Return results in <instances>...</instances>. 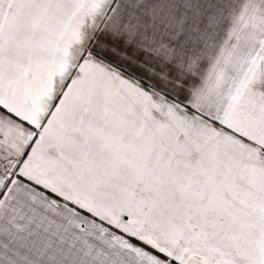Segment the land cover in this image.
I'll use <instances>...</instances> for the list:
<instances>
[{"label": "snow or ice", "instance_id": "obj_1", "mask_svg": "<svg viewBox=\"0 0 264 264\" xmlns=\"http://www.w3.org/2000/svg\"><path fill=\"white\" fill-rule=\"evenodd\" d=\"M0 264H264V0H0Z\"/></svg>", "mask_w": 264, "mask_h": 264}]
</instances>
